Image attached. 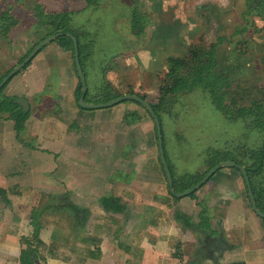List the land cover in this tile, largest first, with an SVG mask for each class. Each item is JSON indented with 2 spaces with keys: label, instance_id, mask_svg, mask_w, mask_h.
<instances>
[{
  "label": "crops",
  "instance_id": "obj_1",
  "mask_svg": "<svg viewBox=\"0 0 264 264\" xmlns=\"http://www.w3.org/2000/svg\"><path fill=\"white\" fill-rule=\"evenodd\" d=\"M49 45L0 91L2 101L27 100L29 110H18L32 123L18 135L14 120L0 119V264H264V219L241 171L223 167L196 197L174 196L148 111L134 101L81 107L69 48ZM6 46L0 39L1 64ZM114 78L106 82L115 85ZM128 81L130 90H146ZM40 96L45 102L35 100ZM168 163L174 182L184 176ZM253 189L264 212V190ZM35 209L42 217L30 215ZM201 211L210 232L221 235L210 247L215 259L202 258L199 243L210 233L199 226ZM179 214L191 217V225Z\"/></svg>",
  "mask_w": 264,
  "mask_h": 264
},
{
  "label": "rangeland",
  "instance_id": "obj_2",
  "mask_svg": "<svg viewBox=\"0 0 264 264\" xmlns=\"http://www.w3.org/2000/svg\"><path fill=\"white\" fill-rule=\"evenodd\" d=\"M35 1L10 0L3 6L6 10L7 4L12 5L11 16H22L23 21L21 27L14 32L17 35L15 41L20 42L14 50L8 49L2 61L3 72L5 67L8 70L16 66L33 44L40 40V37H33L37 28ZM45 1L50 6L55 0ZM182 1L184 0H67L66 5L71 10L76 11L75 7H79L71 21L73 28L88 32L91 38L89 50L83 53L89 81L88 99L100 100L96 88L104 84L108 76L113 75L116 77V88L126 89L124 94H128L131 88L128 79H134L137 87L139 82H143L146 90L140 86L134 91L160 105L168 90L175 84L172 78L166 77L168 59L171 56H191L194 53L203 55L221 38L229 41L218 47V58L226 72H234L237 76L240 74L243 79L264 78V0ZM58 3L56 0V4ZM138 29L143 31L137 34L135 31ZM143 37L144 42L140 41ZM240 41L246 42L242 48L243 55L236 50V44ZM52 45L45 50L53 47ZM60 46L57 45V48L62 50ZM69 53L71 54L70 48ZM4 55L5 53L2 58ZM137 69H141L143 74L138 75ZM57 75L55 73V79H52V90L59 84ZM148 88L149 94L145 93ZM41 97L35 100L45 102ZM167 114L163 116L165 150L177 177L179 174L206 171L205 161L210 149L229 151L231 157L238 158L241 146L242 150L251 152L258 150L264 143V136L251 132L243 121H228L206 92L198 91L179 97L173 112ZM3 117H6V124L9 125L12 115L6 113ZM29 117V113L20 114V124L14 119L13 122L19 129L18 135L22 133L23 127L27 128L26 122L29 127L32 125ZM250 155L251 153L247 154L249 157ZM262 181L261 186L264 187L263 178ZM11 192L13 193L12 190H6L8 195ZM197 193H193L190 198L196 197ZM33 214L35 217H42V210L35 209ZM200 218L199 226L204 228L203 222L207 218L202 211ZM190 220L192 221L191 217Z\"/></svg>",
  "mask_w": 264,
  "mask_h": 264
},
{
  "label": "trees",
  "instance_id": "obj_3",
  "mask_svg": "<svg viewBox=\"0 0 264 264\" xmlns=\"http://www.w3.org/2000/svg\"><path fill=\"white\" fill-rule=\"evenodd\" d=\"M58 1L59 3L56 4L55 0V4L53 3L50 5L51 7L46 3L45 0L35 1L37 9V19H35V26L37 24V28L33 33V37H40V40L33 44L26 56L20 59L19 64L23 62L30 55V53L46 38L55 35L59 31L68 30L77 36L79 40L81 62L84 68L83 53L88 51L89 47L91 46L90 35L84 30H75L71 24L74 14L78 12L79 7H75L76 11H74L66 5L67 0ZM91 1L97 2L98 0ZM8 2H10V0H0V39L6 41V47L8 49L14 50L18 44V42L14 41L13 39V36H17L14 34V32H16L18 28L21 27L23 21L22 16H19V18L17 15H14V17L11 16L13 13V8L11 7L12 5L9 6V4H7L6 10L3 8L4 4ZM15 2H17V0H15ZM241 33L242 32H240V34ZM257 33L259 34V32ZM56 42L58 45L67 46L70 48L74 66L79 78V86L77 88V101L79 102L82 92V83L75 63L73 41L68 36H62L58 38ZM225 43H229V41L225 38H221L218 39L213 47L210 50H207L203 55L194 53L191 56L170 58L168 61L169 67L166 72V77L172 78L175 84L168 90L167 96L162 99V103L160 105L148 100L146 96L139 94L152 104L157 115L160 117L162 126L163 116L167 113V115H169V113L173 112L179 97L189 96L200 91L208 93L214 106L225 116L228 121H243L247 124V128L250 129L251 132L255 131L264 136V78L243 79V76L240 74L237 76V74H234V72H226L225 68H222L218 58V47L223 46ZM245 43L246 42L244 41H240L236 44V50L238 51V54L243 55L242 48L245 46ZM262 56L264 60V54H262ZM31 62L24 69H26L31 64ZM1 66L2 64L0 62V83L15 68L13 67L3 72ZM97 91L99 93L98 97H101V99L90 100L88 99L87 95V102L108 103L119 96L124 95V93L115 91L113 86L108 82H104V84H102L97 89ZM129 93L138 94L134 90H130ZM19 108L20 105L15 104L14 99L3 101L0 99V119H6V117L3 116L6 113H10L12 115L11 120L15 119L17 123L20 124V114L24 115L26 113L23 109L21 111L18 110ZM16 128H18V126ZM17 130L19 131V129ZM242 149L243 146H241V149H238V158L231 157L229 155V151L210 149L207 151L209 156L205 161L207 170L197 174L189 173L182 176L179 180H175L176 191L182 193L191 189L196 184H198L213 168H215L220 163L229 160H234L238 164L246 166L250 174L253 187L255 188L257 184H259L260 187L263 183L262 178L264 179V143L258 150H252L251 152H247L246 150ZM249 153H251L250 157L247 156ZM161 166L163 170H165L162 162ZM261 189L264 190V187L261 186ZM30 215L33 217L35 216L33 214V210L31 211ZM178 217L182 218L186 225H191V221H189L188 217L183 216L182 214H179ZM203 223L205 224L204 230H209L210 237L204 238L203 241L199 243L200 246H202V258L211 259L213 257L215 259V255L213 254V251H211L210 247L216 246V243L221 240V235L218 231L210 232L212 231L211 222L205 220ZM207 242L208 245H206ZM214 263L218 264L216 261ZM192 264L195 263L193 262ZM198 264H201L200 261Z\"/></svg>",
  "mask_w": 264,
  "mask_h": 264
},
{
  "label": "water",
  "instance_id": "obj_4",
  "mask_svg": "<svg viewBox=\"0 0 264 264\" xmlns=\"http://www.w3.org/2000/svg\"><path fill=\"white\" fill-rule=\"evenodd\" d=\"M62 36H68L72 39L73 44H74V58H75V63L76 67L80 76V80L82 83V92L79 98V104L81 107L86 108V109H102V108H109V107H114L117 106L125 101H134L139 103L141 106H143L152 116V118L155 121L156 124V129H157V135H158V142H159V148H160V154H161V161L164 165V169L166 172V177L169 183L170 191L171 193L176 196V197H186L190 196L196 191H198L203 185H205L211 177L221 168L223 167H233L237 168L238 170L241 171L246 185L247 189L249 192L250 199L252 201V205L256 213L264 219V212L259 208L255 196V192L253 189V184L251 181L250 174L248 172V169L244 165H240L234 160H229V161H224L217 165L215 168H213L198 184H196L194 187L191 189L179 193L175 189V182H174V177L172 170L169 166L167 157H166V150H165V143H164V135H163V126L162 122L160 120V117L157 115L154 107L152 104L144 99V97H141L138 94H125L123 96H119L118 98L108 102V103H89L86 100L87 94L89 92V84L87 80V74L82 66L81 62V51H80V44L77 36H75L72 32L68 30H62L57 32L55 35L50 36L46 38L44 41H42L31 53L30 55L20 64H18L5 78L4 80L0 83V91L1 89L20 71H22L47 45L57 41L58 38ZM21 106L25 108V110H29V102L25 99H19L17 101Z\"/></svg>",
  "mask_w": 264,
  "mask_h": 264
},
{
  "label": "flooded vegetation",
  "instance_id": "obj_5",
  "mask_svg": "<svg viewBox=\"0 0 264 264\" xmlns=\"http://www.w3.org/2000/svg\"><path fill=\"white\" fill-rule=\"evenodd\" d=\"M141 30L143 31V29H141ZM141 30L138 29L135 32H137V34H138V33L142 32Z\"/></svg>",
  "mask_w": 264,
  "mask_h": 264
},
{
  "label": "clouds",
  "instance_id": "obj_6",
  "mask_svg": "<svg viewBox=\"0 0 264 264\" xmlns=\"http://www.w3.org/2000/svg\"><path fill=\"white\" fill-rule=\"evenodd\" d=\"M88 95V94H87Z\"/></svg>",
  "mask_w": 264,
  "mask_h": 264
}]
</instances>
